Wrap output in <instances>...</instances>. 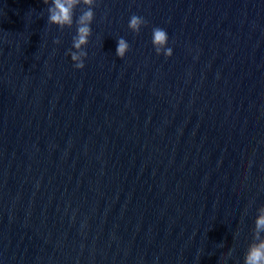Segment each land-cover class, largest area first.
Here are the masks:
<instances>
[{
    "label": "water",
    "instance_id": "95a60500",
    "mask_svg": "<svg viewBox=\"0 0 264 264\" xmlns=\"http://www.w3.org/2000/svg\"><path fill=\"white\" fill-rule=\"evenodd\" d=\"M47 7L0 0V264H244L264 206V0H96L79 70L84 6L64 29Z\"/></svg>",
    "mask_w": 264,
    "mask_h": 264
},
{
    "label": "clouds",
    "instance_id": "9594fccd",
    "mask_svg": "<svg viewBox=\"0 0 264 264\" xmlns=\"http://www.w3.org/2000/svg\"><path fill=\"white\" fill-rule=\"evenodd\" d=\"M47 7V23L55 25L60 29L71 28L74 23V15L76 9L80 6H84V10L75 19L76 33L72 37V50L67 54L70 56L73 66L76 69L84 68V59L87 56V52L84 50L88 44V39L91 36V23L94 19L93 8L96 4V0H42ZM147 21L140 16L133 14L129 18L128 29L133 33H139L142 26H145ZM59 43V40L54 41ZM151 43L157 55L161 53L165 58L172 55V49L167 47L168 34L159 27L152 29ZM129 43L124 38L117 40V46L115 49V56L117 58H123L129 50ZM260 214L254 221V240L251 243L244 255V264H264V239H260L259 233L264 231V206L259 209Z\"/></svg>",
    "mask_w": 264,
    "mask_h": 264
}]
</instances>
